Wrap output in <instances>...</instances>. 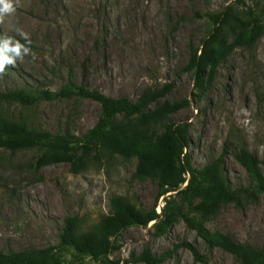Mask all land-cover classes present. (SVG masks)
Masks as SVG:
<instances>
[{"label": "rangeland", "instance_id": "obj_1", "mask_svg": "<svg viewBox=\"0 0 264 264\" xmlns=\"http://www.w3.org/2000/svg\"><path fill=\"white\" fill-rule=\"evenodd\" d=\"M12 4L15 10L0 21V47L13 56L8 48L19 42L28 52L13 56L14 73L0 78V91L55 93L75 82L114 99L136 102L147 89L168 88L161 103L190 101L170 121L190 124L188 155L193 167L203 170L223 156L233 188L250 186L236 154L243 147L264 161V36L252 53L239 50L224 63L212 90L201 100L194 97V78L186 68L192 51L209 32L205 14L232 6L241 14L253 11L264 23V0H12ZM0 111L25 118L43 132L71 133L78 141L96 126L101 107L74 98L30 108L4 105ZM81 148L77 156L85 165L79 173L69 163L33 173L27 166L38 157L37 150L0 153V252L57 247L65 218L77 217L86 230L92 229L111 214L113 197L162 214L170 194L157 201V185L134 177L136 158H97L95 152L85 156ZM206 226L236 243L264 250V198L225 205ZM184 244L195 246L203 261H197ZM118 245L108 264H144L137 258L147 249L155 256L170 252L164 264H240L229 253L209 250L184 220L165 235L157 233L154 223L131 228L119 237ZM63 261L97 264L81 262L71 252L63 253Z\"/></svg>", "mask_w": 264, "mask_h": 264}, {"label": "trees", "instance_id": "obj_2", "mask_svg": "<svg viewBox=\"0 0 264 264\" xmlns=\"http://www.w3.org/2000/svg\"><path fill=\"white\" fill-rule=\"evenodd\" d=\"M203 18L209 32L200 47L192 51L186 68L194 78L197 91L194 97L199 100L212 90L224 63L239 50L252 53L264 36V23L251 10L241 14L230 6L221 12L207 13ZM0 51L4 52L1 47ZM13 73V64H8L0 78L7 79ZM169 91L168 88L160 91L150 88L136 102L128 98L114 99L75 82H69L55 93L27 88L0 91V106L30 108L42 102L78 98L92 100L101 107L96 126L78 141L71 133L43 132L33 128L25 118H11L0 111V153L37 150L38 157L27 166L33 173L63 163L71 164L73 172L79 173L85 165L83 158L77 156L78 147H82L85 156L95 152L97 158H136L138 165L134 177L157 185V201L170 194L162 214H158L155 208L149 211L139 209L121 196L113 197L111 214L94 228L86 230L79 218L67 217L59 246L0 252V264H64L63 253L67 252L81 262L89 259L97 264H108L110 256L119 250L118 239L124 232L154 223L157 233L165 235L180 220L197 233L209 250L220 249L229 253L240 264H264V250L236 243L226 235L212 233L206 226L225 205L236 204L242 198H264V161L243 147L236 154L237 161L251 180L249 187L233 188L226 175L223 156L203 170L195 169L188 155L190 124L170 121L188 107L190 101L161 103ZM20 169L25 168L20 166ZM185 183L188 185L182 188ZM182 247L191 251L197 261H203L195 246L184 244ZM171 255L167 252L155 256L147 249L137 262L164 264Z\"/></svg>", "mask_w": 264, "mask_h": 264}, {"label": "clouds", "instance_id": "obj_3", "mask_svg": "<svg viewBox=\"0 0 264 264\" xmlns=\"http://www.w3.org/2000/svg\"><path fill=\"white\" fill-rule=\"evenodd\" d=\"M14 10L12 0H0V21L3 20L5 14L12 13ZM9 45H11L10 39L5 41V47L8 48ZM8 50L11 51L15 57H20L22 50L24 53L28 52V49L19 42H17L15 46L8 48ZM13 56H7L3 51H0V74L4 73L6 65L14 63Z\"/></svg>", "mask_w": 264, "mask_h": 264}]
</instances>
